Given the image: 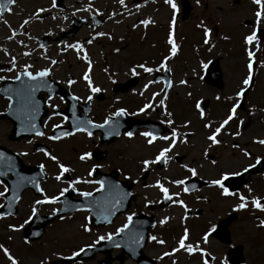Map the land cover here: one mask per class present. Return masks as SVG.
<instances>
[{
  "label": "flooded vegetation",
  "instance_id": "1",
  "mask_svg": "<svg viewBox=\"0 0 264 264\" xmlns=\"http://www.w3.org/2000/svg\"><path fill=\"white\" fill-rule=\"evenodd\" d=\"M164 1L165 0H140L139 2H134V0H124V6H121L118 0H55V7H53L54 0H15L13 5H8L11 9L10 12L0 11V22H6V24L13 27L32 25V64L28 70L33 73L45 68L50 70V75L43 78L45 82L50 83L48 84L49 91H40L34 98L35 101L39 100V102L43 103L42 107H40V111L35 114L34 118H36L38 113H43L40 120L44 135L36 136L35 133L32 132L34 134H32L31 137L19 140L18 144H21L23 141L30 142V144L32 143V157L38 156L41 160L38 162L32 161V163L28 164H32V166H40L43 164V170L48 176L51 167L54 166L57 169L59 168L57 167V163L46 157L41 149L57 157L60 163L72 169V171L65 173L61 177L59 181L61 187L53 194L56 197L60 196L59 192L61 189L68 187V184L75 181L77 178L81 181H96L99 180L100 177L104 178V174H110V178L104 179L106 184L113 186L119 185L124 189L129 183H133V189L131 187V191L135 194V199L130 201L124 211L115 215L109 224L98 227L91 225L88 220V212L84 210L71 212L63 216V219L59 218V220L72 222V220H76L79 216H82V221L77 228L85 232L84 225L87 224L90 231L85 233H92L94 236L98 237L115 234L116 229L122 227L123 224L127 222L126 217L129 215H132V218L135 215H143L147 224L150 221L153 223L147 231V241L144 247H148L151 243H154L156 246L168 247L152 255L145 252L148 257L154 260L153 264H182L181 257L183 256L185 257L184 260L187 262L186 264H203L205 259L210 262L213 256H215L216 261H220V258L224 256L225 262L229 264L227 256L228 249L230 247H235L232 238L229 242H222L214 238L212 232L214 229H217L221 220L227 218L230 219V221L227 222L226 227L231 237L232 233L235 231V226L242 225L243 220L241 221V218L245 213H247L251 221L254 222L253 229L255 231L264 229L258 226L259 221L264 220V211H259L251 206L252 198H258L260 203L264 204V170L260 174L252 175L251 180L243 184L238 190H229L234 193L232 196H222L220 194L221 189L211 185L210 182L214 179H219L222 172H233L224 169V167H227V164L224 162L226 158L223 157L222 153L216 152L217 147L221 150L230 151L237 157L238 167L235 172L240 173L244 172L243 169L247 168L249 164H255L257 157L262 159L264 156V145L253 142L254 140L264 139V130L261 132L249 131L246 133V130L250 129L251 123H245V116L240 114V112L245 111L247 106L253 105L256 101L254 96H252V98L248 97L250 93H253L257 88L259 89L260 85H263L261 82L264 79V50L260 51L259 49L260 47L264 49V40L260 43L259 38L256 37L252 42L257 46L256 51L243 52L245 71L248 64L247 53H253V68L250 77L251 86L245 93V98L243 100L240 96L239 106L237 107L234 119L230 121L218 135L217 138L220 140V143L218 145H211V142L208 141L206 137L211 130L218 127L219 123L227 116L220 119L219 122L201 119L199 125L195 124L192 128L193 130L190 128L189 132H187V135L190 137H192L193 134L197 136L199 143L202 140L206 141V143H201L204 149L201 151L200 158L204 160V163L200 162L202 159L198 160V162L195 161V163H193L194 159L186 162L187 153L175 150L183 146L177 143L175 144L177 148L172 149L171 152L167 154L171 159H166V161L151 165L147 171H141L140 162L143 159H153L161 149L165 148V146L162 144L157 147L148 146L146 142L147 138L139 137L141 132L148 131V126L132 132L133 119H150L152 122H157V126L150 123L149 127L162 130L163 132L160 135L170 136L172 130L175 129L173 128L174 124L168 125L166 123L167 120L163 112L154 105L155 100L146 99L142 96V93L149 90V87L145 89L144 85L152 81L151 79L148 80L147 77L150 75L152 78L153 73L163 71L165 68H159L162 60L161 55H147L141 57L140 60H133L132 54H129L126 55V57L129 56L130 58L127 59L124 57L122 60L123 64L120 66L121 59L118 55L123 50V46L120 45L119 48H117V45H114L112 42H116L117 40L115 38V27L129 29L130 27L133 28L132 25H136L134 28H147L155 24L160 26L166 22L170 23V17L171 15L173 16V13L171 14L172 8L168 4L166 6ZM173 2L176 4L177 10L175 16H173L174 20H172V22H175V25L176 23L180 25L182 23L181 5L178 0H173ZM190 2L188 16L191 19L192 27H194V24H200L201 30H204L206 26H203V24H206L218 32L219 26L214 22L210 24L208 22V17L204 13L208 7V3L204 0H199V2H197V0H190ZM89 4H91V8L88 7ZM161 5L169 11L166 21L164 19L161 21L149 19L152 21V25L148 24L145 26L140 23V21H142L141 15L135 16L138 9L141 7L144 10H148L149 7H152L155 11L158 10ZM133 6H136V9H132ZM15 9H20L24 12L14 14ZM37 9H44V11H41L39 15L36 16L34 13L37 12ZM77 9H81V11H77ZM83 9L88 10L84 11ZM257 10L260 9L255 5L253 24L258 28H264V19H262L259 24L256 23L254 13ZM74 12L75 15H73ZM97 12H99L100 15H96ZM200 12L201 14L199 16L201 17L198 20L197 16ZM152 14L154 15V13ZM15 15L23 17L16 23V20L14 21ZM26 20L28 21L27 24L24 23ZM106 27H109L110 30L113 29V31H105L104 28ZM96 33H104L105 35L96 36ZM123 36L125 38V34ZM107 37H111L110 42L105 44V47L101 46L98 48L97 46L100 44L99 41L102 38L107 39ZM212 37L216 38V35L214 36L213 34ZM44 38L47 39V43L45 47H42L41 42H43ZM89 40L92 42L88 43ZM100 42H102V40ZM77 43L81 45L83 51H79L74 47L65 48V45H75ZM251 48L252 46L250 44L249 49ZM38 50H40V53L37 52ZM194 54L197 56L193 58L194 66L190 68V80L194 82L199 81L212 89L223 90L225 79L222 73V58L220 57L222 55L219 53L215 56H209L205 52H199L198 54L195 52ZM53 60L57 61V63L52 64L51 61ZM215 63L220 75L219 86H217L218 84L216 83V74L213 72ZM89 64L91 65L90 69ZM138 64L151 67L154 71L149 74L137 68L136 71L139 75L133 76L130 69ZM205 64H207L206 68L203 67ZM191 65L192 63L190 62V66ZM10 68H13L11 62L7 63V65L4 62L0 63V72ZM19 69L20 67L16 68L12 74L18 73L20 71ZM155 69L159 70L156 71ZM85 71L89 72L92 85L98 87L101 91L98 93L90 92L87 82L82 79ZM2 76L4 77V75ZM245 78L244 73L239 80V86L235 88L236 90L231 94L226 93V98L224 100H219L218 103L220 102L221 105L226 106V109L231 108L232 105L237 102L235 96L236 92L244 88L242 87V82ZM69 79L75 81L71 86L67 83ZM134 79L136 80L135 85H133ZM150 85L157 84L153 82ZM160 88L162 92V84L161 86L159 85V90ZM172 88L173 86H171L168 92ZM89 95L92 96L91 101L87 100ZM49 96H52V100L50 101L48 99ZM73 96L78 97V99L73 100ZM213 100L214 97L212 94L210 98L201 100V103L205 104V107H208L209 104L213 103ZM149 102H151L153 107L145 109L144 112L138 115L131 114L138 112L144 104ZM195 102L196 100L193 101V104H195ZM52 105H55V108H53ZM217 105L216 103L214 106L219 107ZM119 108H124L128 115L112 117L111 114ZM105 117H109L113 123H119V127L115 131H118L120 135H115V133H113V135L105 136L106 129L92 128L86 123H80L92 121L95 124H99L103 122ZM161 121H165V123H161ZM241 121L243 123H241ZM205 123L210 124V129L204 128L203 125ZM54 125H58V127H53ZM238 125L240 135L235 136L234 134L238 130ZM76 126L87 127L88 130L92 132V136L89 137L85 132L75 131ZM64 132H72L74 134L64 137L62 135ZM125 132H132V138L129 139L126 137L124 135ZM50 136H60L61 138L59 140H50L48 139ZM136 137L141 139V148L146 147L149 149V152L140 160H136L133 157V141ZM158 141L161 140L157 139L155 142ZM58 144H62L61 147L65 153L72 154V159L64 161L59 157L55 150V146ZM179 146L180 148H178ZM242 150L247 151L250 155L247 157L244 156ZM19 153L22 154L23 152L21 151ZM84 153H89L91 158L85 161L79 160V156ZM213 161H215V164ZM46 163H48V165ZM94 165H100V167L94 168ZM182 166L195 169L197 175L192 176L191 173L187 171V168ZM134 168L137 169L135 175L133 172ZM90 170L92 171L91 176L88 175ZM157 179L160 180L163 187L168 189L169 194L173 197L172 200L163 199L160 190L154 187ZM178 180H184V184L177 185L172 183ZM227 184L228 182L225 181L224 186L227 187ZM98 187L99 185L95 183L74 184L76 191L70 188L64 194H69L67 199L72 201L80 198L78 195L79 192L86 191L94 194L97 192L95 189ZM184 188L188 189L187 193L183 191ZM249 189L251 191H249ZM31 193L34 196L32 199V207H35V201L44 199V197L36 195L33 190H31ZM177 193H179L178 196L176 195ZM235 193L245 196L246 202L250 204V206H247L243 210L234 211L236 204L240 202L238 195H235ZM58 199L56 202L57 204L54 203L52 209L45 210V212L41 213L48 214L52 212L53 209H56L59 205ZM173 201H182L184 206L181 207L179 203H174ZM43 205L44 204L40 205L39 211H41ZM166 217V222L161 225L160 221ZM185 229H187L188 233L186 244H199V247L206 255L202 257L199 252H193L189 255L186 251L181 249L174 252L171 256H164L163 254L165 252H171L173 248L178 247V241L181 236L184 235ZM210 229H213V231L209 232ZM247 230L249 231V228L244 227V232ZM205 233H208L207 243H204L202 240ZM150 236H155L158 240H163L164 243L158 244L154 241H150L148 239ZM99 241L97 240V242ZM27 248L32 249L30 250L31 253L19 255L20 259L24 257L32 258L33 264H41L43 260H47L49 263L53 260L72 257L73 252H79V249L86 247H63L60 251L54 252L49 247ZM22 251L28 252L29 249ZM119 252L120 249L116 247H112L110 250L107 249V252H99L98 250L94 252L88 251L84 253V257H82L81 260L74 261L70 264H127L128 262L133 264L130 257L126 255H123L122 261H120L118 259ZM18 264H23V262L20 260Z\"/></svg>",
  "mask_w": 264,
  "mask_h": 264
},
{
  "label": "rangeland",
  "instance_id": "2",
  "mask_svg": "<svg viewBox=\"0 0 264 264\" xmlns=\"http://www.w3.org/2000/svg\"><path fill=\"white\" fill-rule=\"evenodd\" d=\"M204 1L208 3L207 9L204 11L208 17V22L210 24L211 22L217 24L219 26L220 34L217 32L216 39L215 37L210 36L209 42L215 43L211 45L213 48L202 49L201 53L205 52L209 56H215L219 53L222 55L220 57L222 58V73L224 74L225 79L223 84L224 89H212L209 86L200 83L199 81H188V78L185 76V74L190 73V68L194 66L193 58L197 56L194 54L195 51L193 52L192 48H194L197 43L199 44L198 41L201 40V30L197 29L195 25L193 27L195 31L192 30L191 19L188 16L186 21L184 20L182 24L177 26L176 36L172 31L173 42L175 44L179 42L180 46H182V52L179 51L176 52L174 56L172 55L173 58H177L169 66L171 71H173V81L176 85L170 93L169 101H167V97L164 99L163 95L161 94L162 99L165 100L164 107H161L159 104L161 97L158 95L153 97V93L159 90L158 84L150 85L149 90L142 93L144 98L155 100V105L159 106L163 111L167 109L168 112L173 115L174 123L177 125L188 128V125L191 123V126L188 128V130H190V128L192 129L195 124L199 125L201 123V121L197 118V116H199V112H195L193 109V101L195 99L199 100L203 97L210 98V96L213 94V103L209 104L207 107L210 114L209 116H206V118L211 119L213 117L214 122H218L220 119L225 118L228 115L226 106L221 105L220 102L218 103V101L224 100L227 96L226 93H233L236 90L235 88L239 86V80L246 72L244 69L243 52L254 51L257 49V46L253 43H251V49H249L250 44L244 43V37L250 35L253 31L251 25L255 5L251 0ZM135 7L136 6H133L132 9H136ZM14 11V14L24 12L20 9H15ZM152 13H154L155 16ZM168 14L169 11L161 5V7L155 11L152 7H149L148 10H144L141 7L138 9V12L135 16L141 15V20L155 17V20L157 21H161L163 19L166 21ZM200 14L201 12L198 13V20L201 17L199 16ZM21 17L15 15L14 21L16 20L17 23ZM18 28L19 30L23 31L22 36L17 35L18 31L16 29ZM104 30L113 31V29L110 30L109 27L104 28ZM169 31V26L166 23H163L160 26H150L148 28L130 27L129 29H125L123 27H115V38L117 40L116 42L112 43L117 45V48H119L120 45L123 46V50L118 55L121 59L119 65L122 66L123 58L129 54H132L133 60H140L141 57L147 55L160 56L162 55V52H166V48L171 49V45L166 42L168 40ZM13 32L15 35H12ZM124 34L125 38L123 36ZM10 35L13 38L11 40H9ZM144 35L145 39L143 40L142 38ZM101 40L102 42H100ZM101 40H98L100 43L97 46L98 48L101 46L105 47V44L110 42L109 37H107V39L102 38ZM25 52L30 53V55H23ZM37 52L40 53V50ZM164 55L170 56L171 52H166ZM13 58H16L17 60L19 59V62L16 63L15 67H23L25 65L32 64V25L26 27H11L8 24L0 22V61L8 62ZM126 58L129 59L130 57L128 56ZM190 62L192 63L191 66ZM3 73L6 75H12V72H7V70L1 72V74ZM181 80L185 81V83L181 84ZM187 83L188 86H185ZM254 93H258V100L260 101L259 104L264 106V102H261L264 99V86L260 87L259 89L257 88L253 93H250L248 97L252 98V94ZM217 97H219V99H217ZM216 103L219 107L214 106ZM5 105L6 101L0 98L1 109H3ZM262 109H264V107L256 109L253 113V110L248 107V109L246 108L244 112H240V114L245 116V123H251L250 129L246 130V133L249 131L261 132L264 130V111H262ZM250 113L252 114V117L248 115ZM186 124L187 126H185ZM10 128L9 121L0 119V144L9 147L12 150L26 153V155H23V158L27 164L32 163V161H40V157H32V143L30 144V142L23 141L21 144H18V141L12 142L8 139L7 135L9 134ZM184 136L188 139L185 140ZM184 136H181L179 141H186L183 143L186 145H183L180 149L175 150H180L181 152L187 153L186 162H188V160L191 161V159H194L193 163H195V161L198 162V160L202 159L200 158V155L201 151L204 149L201 143H206V141L202 140L199 143L197 136L194 134L192 137H188L186 135ZM140 141L141 139L138 137L134 138L133 141V157L136 160H140L149 152L148 148L140 147ZM168 142L169 141H166L165 146ZM179 144L182 143L179 142ZM61 146L62 144L55 146L56 153L59 155V157L64 161H68L67 159H72V154H67V152L65 153ZM216 152L222 153L223 157L226 158V161L224 162L227 164V167H224V169L235 172L238 167L237 157L232 152L221 150L219 147H217ZM200 162L204 163V160L202 159ZM46 164L48 165V163ZM136 170L137 169L134 168V175ZM48 173L49 178L47 181L42 183V189L45 196L53 197L54 192L59 187H61L59 185L60 182L54 177V175L56 176L59 174V169L53 166L51 167V171ZM5 187L6 185L0 181V192L4 191ZM33 197L34 196L30 190H25L21 195L20 201L17 203V211L15 215L11 217L0 218V245H2L4 248H7L9 251L12 250L10 254L13 257L15 256V259L21 260L23 264H33L32 258L24 257L23 259H20L21 255H27L31 253L30 250L32 249L27 247H49L54 252L60 251L63 249V247H79L84 244H89L88 242L91 240H96L98 237H100H96L92 233H84L81 229L77 228L82 221V216H79L76 220H72V222H68L66 220H60L57 222L55 221L47 226L45 233L39 240L28 241V243H25V239L22 235V228H20L19 231H12L9 228V225L19 228V226L23 224L24 220L28 219L32 212ZM1 201L2 197H0V203ZM53 207L54 204L45 203L40 212H45V210H50ZM242 220V225L235 226V231L231 235L233 240L232 242L235 245L239 243L243 245L242 254L245 257V260L242 264H264V229L255 231L253 229L254 222L251 221V218L247 215V213H245V215L241 218V221ZM244 227L249 228V231L247 230L244 232ZM166 248L168 247L156 246L154 243H151L148 247H145V252H147L149 255H152L156 254L157 252L159 253ZM28 249V252L22 251ZM184 258V256L181 257L182 264L187 263ZM220 261H213L212 259L209 264H220ZM0 264H10V262L3 255L2 251H0ZM127 264H131V262H128Z\"/></svg>",
  "mask_w": 264,
  "mask_h": 264
},
{
  "label": "snow or ice",
  "instance_id": "3",
  "mask_svg": "<svg viewBox=\"0 0 264 264\" xmlns=\"http://www.w3.org/2000/svg\"><path fill=\"white\" fill-rule=\"evenodd\" d=\"M118 2L121 4V6H124V0H118ZM197 2H199V0H197ZM14 3H15V0H0V11L10 12L11 9L8 7V5H13ZM165 3L168 4L172 8L173 16H175L176 10H177V6L173 2V0H165ZM252 3L257 5L258 9H260V10H257L254 13V15L256 17V23L259 24L260 21L262 19H264V0H252ZM53 7H55V0L53 2ZM88 7L91 8V4H89ZM83 10L87 11L88 9H83ZM41 11H44V9H37V12L34 13V15L38 16ZM77 11H81V9H77ZM73 15H75V12L73 13ZM96 15H100V13L97 12ZM24 23L27 24L28 21L26 20V21H24ZM140 23L145 25V26H147L149 23H152V21H150L148 19H145V20L140 21ZM133 27H136V25H133ZM12 35H15V33L13 32ZM103 35H105V34L104 33H96V36H103ZM204 36H205L204 43L207 44L209 42V40H208L209 30L208 29H204ZM256 37H257V29L253 28L252 33L250 35L244 37V43L245 44H251L256 39ZM11 38L12 37L10 36L9 39H11ZM109 38H111V37H109ZM91 42H92L91 40L88 41V43H91ZM167 43L169 45H171V49H170L171 55L170 56H166L164 58L165 61L171 59V56L175 55L176 51H177V46L173 42V33L171 31V25H170V31H169V34H168ZM73 47L78 49L79 51H83V48L81 47V45L79 43H77L75 45H72V44L65 45L66 49L67 48H73ZM23 55L28 56V55H30V53L25 52V53H23ZM247 55H248V64H247L248 77H246L243 80V82H242L245 87H247L249 85V80H250V77L252 75V68H253V63H252L253 53L252 52H248ZM51 63L52 64H56L57 61L53 60V61H51ZM11 64H12V66L14 68L15 67V59H13L11 61ZM30 67H31L30 65H25L24 66V70L22 72H18L15 75V77H14L15 80L21 81V86L20 87L15 88V89L5 88L3 90L4 92L8 93V96H7L8 110L11 112L13 109H15L16 113L18 114V118L20 116H23L25 118L34 119L35 114L39 111L38 102L35 101L34 98H33L34 97V93L40 87L47 86L45 83H43V78L48 77L50 75V70L48 68H45V69H42V70H38V71H35L33 73V72L28 70ZM90 67H91V65L89 64V69H90ZM203 67L206 68L207 64L203 65ZM137 68L142 69V71L144 73H149V74H151L154 71V69L151 68V67H147L144 64H138V65L133 66L130 69V72H131V74L133 76L139 75V73L136 71ZM159 68L160 69L165 68L164 61L161 62ZM11 70H12L11 68L8 69V71H11ZM155 70L158 71L159 69H155ZM22 77L26 78V80H22ZM3 79H5V77L0 76V80H3ZM82 79L87 82L88 88H89L91 93H98L99 91H101V89H99L98 87H94L92 85L88 71L84 72ZM28 82H36V83H28ZM153 82L154 81H149L148 84L144 85V88L147 89L149 87V85L151 83H153ZM67 83H68L69 86H71L73 83H75V81L69 79L67 81ZM180 83L184 84L185 81L181 80ZM243 92H244V88H241L240 91L236 92L235 96L237 98V102L234 103L232 105V107L229 109L227 117L225 119H223L219 123V126L216 127L214 130H212L211 134L206 137V139L211 142V145H218L220 143V140L217 137L221 133V130L224 129L225 126L228 125L229 122L232 121L234 119V117L236 116V110H237V107L239 106V98H240V96H241V94ZM157 95H159V93H153V97H155ZM48 99H49V101L52 100V96H49ZM72 99L73 100H77L78 97L73 96ZM217 99H219V97H217ZM229 99H231V98H229ZM87 100L91 101L92 100V96L89 95L87 97ZM159 104H160L161 107H164L165 100L161 99ZM52 107L55 108V105H52ZM151 107H153L151 102L146 103V104H144L143 107H141L138 110V112L131 113V114L132 115H138L139 113L144 112L145 109H149ZM196 108L199 111V115H200L201 119H203L205 114H204L203 111H200V108H201L200 101L196 102ZM262 111H264V109H262ZM164 114L166 116H168V117L171 116V113H169V112H165ZM125 115H128V113H127V111L124 108H119V109H117L115 112H113L111 114L112 117H121V116H125ZM80 123H86L88 126H90L92 128L106 129L105 136L113 135V133H115V135H120V133L118 131H115L119 127V123L118 122L113 123V121L109 117H105L103 122L99 123V124H95L92 121L80 122ZM161 123H165V121H161ZM166 123L168 125H172L173 121H172V119L169 118L166 121ZM241 123H243V122L241 121ZM185 126H187V124ZM203 126L206 129H210V124L209 123H205ZM53 127H58V125H54ZM237 127H238V130L234 134L235 136H239L240 135L239 125ZM29 130L34 131L36 136H43L44 135L43 132H41L39 130H36L35 123H30ZM75 131H77V132H85L89 137L92 136V132L89 131L87 127L76 126L75 127ZM73 134L74 133H72V132H64L62 135L64 137H67V136H70V135H73ZM124 135L126 137H128L129 139H131L132 136H133V133L132 132H125ZM140 135L142 137L147 138L146 142H147L148 145H152L153 142L156 141L157 139L164 140V141H169V140L171 141L169 143L168 147L161 149L155 155V157L153 159H143L140 162L141 163V171H147L151 165L157 164L158 162H161V161H166V159H171V157H168L167 154L169 152H171L173 146L177 143L178 133H177V131L175 129L172 130L170 136H168V135H160V136H158V135L154 134L151 131L141 132ZM60 138H61L60 136H50V137H48V139H50V140H59ZM179 142L180 143H185L186 141L181 140ZM253 142L254 143H258L260 145H264V139L254 140ZM234 146H236V145H234ZM236 147H238V146H236ZM41 151L44 152V155L46 157H48L49 159H51V160H53L54 162L57 163V167L59 168V174L55 176V179L57 181H60L61 177L65 173H68V172L72 171L71 168H69V167L65 166L64 164L60 163L58 161L57 157L50 155L49 152L44 151L43 149H41ZM22 155H26V153H22ZM243 155L247 157L250 154L247 151H243ZM90 158L91 157H90L89 153H84V154L79 156V160H81V161H85V160L90 159ZM3 160H4V154L2 152H0V166H2ZM213 163L215 164V161H213ZM260 163H261V159L259 157H257L255 164H249L247 168L243 169V171L247 172L250 168H254L256 166V164H260ZM39 167L41 168V170H43L44 165L41 164ZM93 167L94 168L95 167H100V165H94ZM182 167H186L187 171L189 173H191L192 176H196L197 175L195 169L187 167V166H182ZM6 170L7 171H13L14 170L11 163H9L7 165ZM5 174H6L5 171H0V177L5 176ZM88 175L89 176L92 175V171L91 170L88 172ZM239 175H241L240 172H222L220 174L219 179H214L210 183H211V185H214L217 188L221 189L220 194L222 196H225V197L232 196V195H234V193L230 192L229 189L224 186V182L226 180H228V178L230 176H239ZM21 180H23V178H21ZM79 183H95V184L99 185V187L95 189V191H97V192H100V191H103V190H107L109 193H111L113 190L119 188V185H114V186L110 185V184L106 185V183L104 181H100V180H96V181L84 180V181H81L79 178H77L75 181H72L71 183H69L68 187L61 189L60 192H59V195L63 196L64 193L67 192L70 188L73 191H76V189L74 188V184H79ZM172 183L177 184V185H183L184 184V180L173 181ZM154 187H156V188H158L160 190V192L163 195V199H165V200H172L173 199L172 195L169 194L168 189L161 185V182H160L159 179H157ZM35 189H36L37 192H40L42 196H44V199L35 201V203L37 205L45 204V203L54 204V203L57 202L58 197H56V196H53V197L45 196L44 192H43V189L39 186V184H35ZM7 191H8V188L5 187L4 191L0 192V197L4 196L5 192H7ZM183 191L185 193H187L188 189L184 188ZM249 191H251V190L249 189ZM78 195L80 197L85 198V200H88V198L92 197L93 193L92 192L82 191V192H79ZM176 195L178 196L179 193H177ZM235 195L239 196V201L240 202L238 204H236V206L234 208V211L235 210H243V209H245L248 206L245 196L240 195L238 193H235ZM16 199H19V197H16ZM173 202L174 203H179L181 205V207L184 206L182 201H173ZM88 203H89V207H88V209H86L87 211H91L93 207L101 206V202L97 201V200H89ZM105 203H111V201H109L107 198H105ZM118 204H119V201L117 200L115 203L112 204V207H116ZM251 206L254 209H257L259 211H264V204H261L260 200L258 198H252ZM56 211H57L56 209H53V214H55ZM35 214H36V208L33 207L32 208V215H30L28 217V219L24 220L23 224H21L19 226V228L14 227L12 225H9V228L12 231H19L20 228H23L24 225L28 224L29 221H31L33 219ZM61 218L63 219V217H61ZM105 219H107V217H105ZM166 220H167V217L162 219L160 221V224L163 225L166 222ZM126 221L127 222L124 223L122 227H119V228L116 229L115 234L123 233V232H125L126 229L129 228V224L132 222V215L127 216L126 217ZM258 226L264 228V220H260ZM84 231L85 232L90 231V229L87 226V224L84 225ZM211 231H213V229L209 230V232H211ZM33 235H37V234L33 233ZM137 236H140V234L136 233V234L133 235V237H132V243L133 244H139V239L136 238ZM112 238H113L112 235H107V236H100V237L97 238V240L99 241V240L107 239V240L111 241ZM207 238H208V233H205L204 237H202V240H203L204 243H207ZM9 239H11V238H9ZM148 239L150 241H154V242H156L158 244H163L164 243L163 240H158L157 237H155V236H150V237H148ZM187 239H188V233H187V229H185L184 235L181 236L180 240L178 241V247L173 248L171 252H165L163 255L164 256H171L174 252H177V251H179L181 249L186 251L189 255H191L193 252H199V254L202 257L206 255V253L199 247V244H196V245L186 244V240ZM25 243H28V241L25 240ZM114 246L117 247V248L121 247L120 244H115ZM89 247H92V245H89ZM84 250H85L84 248H81V249H79V252H73L72 253V257H75V256L79 255V253L84 252ZM0 251L3 252V255L10 262V264H18V261L10 254V252H9V250L7 248H4L2 245H0ZM133 254H135L134 250H133ZM70 258L71 257H69V259ZM41 264H48V261L47 260H43L41 262ZM203 264H209L208 260L205 259L203 261ZM220 264H226V262L224 260H221Z\"/></svg>",
  "mask_w": 264,
  "mask_h": 264
},
{
  "label": "water",
  "instance_id": "4",
  "mask_svg": "<svg viewBox=\"0 0 264 264\" xmlns=\"http://www.w3.org/2000/svg\"><path fill=\"white\" fill-rule=\"evenodd\" d=\"M213 72L215 74L217 73L216 63L213 66ZM166 81L168 82V80H166ZM8 89H14V88L10 87ZM0 92L5 93L3 91V89H1ZM6 94L8 96V93H6ZM3 116L5 118L9 117V119L13 122V128H12V132L10 134L11 139L19 138V136H21V134H22V133H20L21 132L20 129H22V127L25 123L30 122V121H26L23 118H16L15 117V109H13L11 112L8 110V113L3 114ZM0 152H2L4 154V160H3L2 166H0V171L7 172L6 167L9 163L12 164L13 169H14L13 171H9L11 173L10 178H6L5 176L1 177V178L5 179V181L8 185V192L5 195V204L3 205V207L0 208V214L12 213L16 210L15 203L18 200V199H16V197L20 196V193L22 192V190L24 188L32 187L33 186L32 183L35 185L37 183L38 178H41V177L43 178L44 175L41 173L40 168L23 166L21 163L20 156L15 154V153L10 152V150L0 147ZM263 165H264V163L261 164V166H263ZM35 173H37V177L32 176ZM40 174H42L41 177H40ZM32 177H34L33 180H32ZM21 178H23V180H21ZM231 179L233 180V178H231ZM244 180H246V179H244ZM104 207H106V210L103 211V213H102L103 215L105 213L110 212V205L109 204L104 205ZM102 217L105 218V217H107V215L102 216ZM53 218L54 217H42V218L40 217L39 218L37 216H34L33 219L31 220V222L29 223V225L23 229L24 237L27 240H38L42 236V234L44 233L45 228H46V224L49 221H51ZM108 220L109 219L103 220L102 224H104ZM38 221L40 223L39 226L36 225V223ZM223 227H224V225H223ZM33 233H36L37 235H33ZM215 234L221 240L229 241L228 234L226 233L224 235L221 228L218 229V231ZM115 237L116 236H114L112 239H114ZM122 237H125V236H122ZM141 237H142V235L136 237L137 239H139V244H133V247H134L133 249H134L135 254H133V250H130L126 247L122 246V249H121V254H123L124 252H129L132 255V257L138 261L139 264H143V260H145V258L143 257V254L140 250L142 245H143V238H141ZM110 243L111 242L109 240H106L105 242H102L95 247H112L110 245ZM104 244H106L107 246H103ZM100 250H103V248H101ZM241 251H242V246H237L236 248H234L233 250L230 251V258L234 264H237L238 262L243 260V258L241 256ZM55 263H57V262H53L51 264H55Z\"/></svg>",
  "mask_w": 264,
  "mask_h": 264
}]
</instances>
